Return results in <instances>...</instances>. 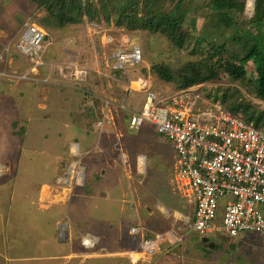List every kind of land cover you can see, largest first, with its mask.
Here are the masks:
<instances>
[{
  "label": "rangeland",
  "instance_id": "rangeland-1",
  "mask_svg": "<svg viewBox=\"0 0 264 264\" xmlns=\"http://www.w3.org/2000/svg\"><path fill=\"white\" fill-rule=\"evenodd\" d=\"M156 1L157 10L163 13L174 9L180 2L178 15L188 11L182 30L188 41L183 47H177L162 30L130 29L127 23L119 26L117 20L120 14L117 13L110 20L99 13L92 20L84 17L80 23L48 31L39 24L40 19L46 16L45 8H39L30 0H8V5L4 6L9 21H16L11 24L12 33L8 34L10 52L6 54L5 67L0 69V247L2 241L16 245L11 246L10 251H3L5 259L7 257L8 260L19 249L23 250V257L16 256L20 264H46L45 261H35L40 251V241L37 242L35 237L42 239L45 234L53 232L54 226L49 219L53 220L60 211H48L53 207L75 204L71 219L65 218L70 225L69 239L66 225L59 227L61 238L70 242L72 250L80 245L81 234L88 236L89 232L98 233L101 230L102 227L98 228L88 219L101 211L95 212L92 208L91 213V208L84 205L90 200L79 196L86 193L85 189H93L88 184L81 187L88 180L85 174L95 181L98 189H103L104 194H111L114 199L121 197L119 213L129 224L125 228L127 232L133 227H141L145 236L152 239L171 229L172 225L177 227L176 223L180 224L181 231L188 230V217L192 211L175 195L171 183L174 179L172 146L165 140L158 141L161 136L156 134L158 142L150 144L155 153L150 155L149 171L145 174V163L136 162V157L139 156L137 153L149 157L147 152L150 151L148 148L146 151L144 142H139L129 133L126 135L125 129H129L127 120L133 110H141L148 90L162 94L179 91L174 82L160 79L153 69L155 65L177 69L189 61L204 58L213 47H225L229 53L243 52L245 41H237L236 29L216 28L219 26L218 17L209 8L210 0ZM251 1L254 4L252 8L249 7ZM255 6L256 0H246L244 11L238 14L244 24H249L254 16ZM194 7H198L196 14L192 11ZM142 15L145 16V12ZM195 15L198 18L196 28L189 23ZM28 18L47 35L46 48H43L40 57L34 59L20 53L17 48L22 25ZM110 37L117 42L106 46L104 43ZM126 39L142 48L143 62L124 71H113L106 67V62L111 52L120 47V41L124 43ZM78 66L88 70L84 81L71 79ZM256 79L257 68L249 63L246 80L236 81L224 73L218 81L200 85L195 91L202 98L218 91L221 94L240 92L244 100L264 110V101L255 97ZM136 82L137 85L134 84ZM101 122L102 125L98 126ZM87 151H91L90 154H85ZM155 155H160V158ZM129 186L137 190L146 188L148 192L152 190L153 202L146 190L148 194L143 193L142 197L141 190L131 193ZM163 198L172 209L167 215L160 209L159 203L156 204ZM112 205L114 207L109 214L116 213L117 203ZM129 207L135 215H128L126 210ZM134 216L135 220L129 222L128 218ZM43 218H47L44 223H37ZM183 232L177 240L169 237L170 240L153 254L138 248L127 256L130 262L149 264L165 249L189 245L185 243ZM189 234L187 241L194 243V249L188 246L182 251L187 247L183 246L177 251L170 250V253L182 251L186 254L188 264H264V238L258 235L248 234L239 238L216 235L202 242L200 233L192 231ZM237 241L249 243L240 247L235 245ZM165 245L170 246L166 248ZM46 248L48 253L54 247L47 245ZM247 257L254 258L246 260ZM2 261L0 259V264H5Z\"/></svg>",
  "mask_w": 264,
  "mask_h": 264
},
{
  "label": "built area",
  "instance_id": "built-area-1",
  "mask_svg": "<svg viewBox=\"0 0 264 264\" xmlns=\"http://www.w3.org/2000/svg\"><path fill=\"white\" fill-rule=\"evenodd\" d=\"M46 36L28 18L21 29L18 51L31 59L40 57ZM123 42L106 62L113 71L143 62L142 48L132 40ZM106 43L112 46L115 38ZM9 52L5 47L4 53ZM87 74L86 67L78 66L71 79L84 81ZM196 87L173 94L148 90L141 110L129 116L128 126L137 130L149 124L172 146L173 191L192 211L188 233H200L203 239L216 235L264 237V129L232 113L221 102L202 98ZM131 233L141 235V249L149 254L159 251L169 237L178 239L174 233H159L151 239L141 227H133Z\"/></svg>",
  "mask_w": 264,
  "mask_h": 264
},
{
  "label": "trees",
  "instance_id": "trees-1",
  "mask_svg": "<svg viewBox=\"0 0 264 264\" xmlns=\"http://www.w3.org/2000/svg\"><path fill=\"white\" fill-rule=\"evenodd\" d=\"M30 1L39 8H45L46 16L40 19L39 24L48 31L80 23L84 17L92 20L99 13H103L110 20L117 13L120 14L117 20L119 26L127 23V28L130 29H150L156 32L162 30L177 47H183L188 41L187 35L182 33L188 11L178 15L181 2L174 9L163 13L157 10L156 0H142L139 3L137 0H97L99 5L95 0ZM208 3L210 10L218 17L219 26L216 28L236 29L237 41H245L243 52L229 53L225 47H213L204 58L189 61L177 69L167 65H155L153 69L160 79L174 82L177 90H181L214 83L224 73L233 80L244 81L247 79V65L252 63L257 68L255 97L264 101V0H256L255 13L249 24H244L238 16L239 12L244 11L246 0H210ZM197 8L192 9L194 14L198 12ZM143 12L145 16L142 15ZM197 21L195 15L189 23L196 28ZM143 71L146 72L144 69ZM208 99L221 102L232 113L241 114L247 122L264 129V110L244 100L240 92L208 93Z\"/></svg>",
  "mask_w": 264,
  "mask_h": 264
},
{
  "label": "crops",
  "instance_id": "crops-1",
  "mask_svg": "<svg viewBox=\"0 0 264 264\" xmlns=\"http://www.w3.org/2000/svg\"><path fill=\"white\" fill-rule=\"evenodd\" d=\"M5 5H8V0H0V56L4 53V49H5V47H7V43L9 42L8 41V34L12 33L11 32L12 30H10V27H12L11 24L13 22L16 23V21H13V19L11 21H9V17H7L8 15H7V13H5L6 10H3ZM22 27H23V25H22ZM3 57H4L3 60H0V69L5 67V62L7 61L6 53H4ZM7 64H8V62H7ZM125 133H127L126 135H128V133H129L130 135L134 136L135 139L137 138V140H140L139 142H141V141L144 142L146 151H147V148H148V151H150V152H147L149 157H147L144 153L143 154L141 153L142 155L140 153H137V156L138 155L139 156H138V158L136 157V160H137L136 162L140 163L143 161V165L145 163L146 170L144 171V173L146 171L148 172L149 171V159L151 158L150 155L153 156L152 153H155L154 151H152L150 149V144L152 142H158V141H161L164 139H162L160 137L158 139V141H156L155 136L157 133L153 129V127L149 124L148 125L146 124L137 130L136 129L133 130L129 127V129H125ZM97 145H99V144H97ZM90 152L91 151H87V152H85V154H90ZM156 154H159V152ZM159 156L160 155H155V157L157 159L160 158ZM103 172H104V170L101 171L102 175H103ZM141 173H143V172H141ZM150 174H152V173L150 172ZM158 175H160V174H158ZM145 177H146V175L144 176V178ZM163 177H164V175H163ZM85 178H88V180H85L84 184H82L81 187L85 186V184H88L89 186H93L92 187L93 189H88V190L85 189L86 193L84 195H79V196H81V199H89L90 200V202L84 203V205H85V207L91 208L90 209L91 213H92V208L94 209L95 212L101 211L100 214L93 215L94 216L93 218L90 216L88 217V219H90V221L93 225L98 226V228L102 227L101 230H98V233L89 232V233H87L88 236H84V234H81L80 241H79L80 245L78 244V247H76L78 250L77 249L72 250L73 246L70 244V242L68 240L66 241V240L61 238L59 227L62 225H66L65 228H67L66 231H67V236L69 239L70 225H69V220L67 221V220H65V218L71 219L70 214L74 210L73 208H74L75 204L74 203H73V205L72 204H65V205H60L58 207H53V208L49 209L48 211H50L52 209L60 210V211H57L56 216L54 218H52L53 220L49 219V221L54 226V230L50 234H45L46 236L42 239H40L39 237L38 238L35 237V239H37V242L40 241V244H39L40 251L37 254V256L35 257L36 258L35 261L40 260L42 263L45 261L46 264H130V263L136 264L134 262H130V259L127 256V254L130 251L134 252L138 248L141 249V235L136 236V235L131 233L130 229L128 230V232L125 230V228H127V226H126L127 221H125V219H123L121 212L119 213L120 205L118 204V202H119V200H121L120 199L121 197H117L116 199H114L113 196H111V194H110V196L108 194L107 195L104 194L105 192H102L103 189H98L99 187L97 186V184H94L95 181H93V179H91V178L89 179V177H87L86 174H85ZM86 181H87V183H86ZM140 184H141V182H140ZM145 186H148V189H151L148 184H146ZM129 188H130V186H129ZM45 189H46V187H44V190ZM130 189H131V193H134L138 190L139 191L141 190L140 192H141L142 197L144 195L143 193H146V194L150 193L149 197H151V195H153L151 193L153 191L150 190L151 192H148V190H146V188H144V190H142V188H138V190H137V189H134L131 187ZM124 193H126V192H124ZM161 196H163V195H161ZM150 201L153 202L152 197H151ZM164 201H165V199L163 198L162 201H159V202L157 201L156 204L159 203L158 206L164 212V214L167 215V213H169V211L171 212L172 209L169 208V206H168L169 202H164ZM113 202L117 203L116 211H115L116 213L115 214H109L111 208L113 209V207H114L112 205ZM126 211H128V215H129V213H132L131 215H135L132 211H130V207ZM124 216H125V214H124ZM180 216H181V214H180ZM132 218H128L129 219L128 221L131 222L132 220H135V216ZM46 219L47 218L39 219V222H37V223H39V224L41 222L44 223L46 221ZM127 225H129V224H127ZM176 225H177V227L172 225L171 229H169L170 228L169 226H165L169 230H167L164 233H166L167 235L170 233H174L176 236L180 235L181 234L180 232H183L180 230L182 228H181L180 224L176 223ZM175 227H176V230L174 229ZM34 230H36V228H34ZM183 233H182L183 234L182 236L186 240L185 243H188L189 245H187V244L183 245L184 247L185 246H187V247L182 248V251L186 250L188 248V246H189V248L193 247L192 249H194V246H193L194 243H192L191 240L187 241L188 236L190 235L188 233V230L183 232ZM100 234H103V235H100ZM90 236L94 238L92 240L93 243L91 246L86 245L84 243V240L86 239V237L88 239V237H90ZM51 238H52V240H51ZM259 238H261V237L259 236ZM262 238H264V237H262ZM201 239H202V242H207V241H205V238L204 239L201 238ZM247 240H249V239H247ZM247 240H245V241H247ZM239 241L244 242L242 239H239ZM239 241L235 242L236 246L244 247L245 245H247L249 243V241H248V242H245V244H242ZM230 243H234V242L230 241ZM13 244H14L13 242H11V243L8 242V243L4 244V242L2 241V244L0 247V259H1V261L3 260L5 264H10L11 261H12V264H14V263L20 264V262H21L20 259H18L16 256L23 257V255H22L23 250L19 251V249H18L17 252L14 251L8 257V260H7V257L5 259L4 255H3L4 250L10 251L11 246H16ZM47 245H52V247H54L56 251L54 250V248H51L50 250H52L54 252L52 253L49 250V252L47 253V250H46ZM169 246L170 245H165L166 248H168ZM183 246H176L172 249H169V248L165 249V247L163 246L165 251H163V252L161 251V253H159L158 256L156 257V259L153 260L154 262L153 261H152L153 263L149 262V264H186V263L188 264V262H187L188 258H185L186 254H184L182 251L181 252L178 251L176 253H170L171 252L170 250L174 249V251H177L178 248L183 247ZM19 247H20V245H19ZM35 247H37V246H35ZM240 247H238V248H240ZM57 249H58V251H57ZM195 251H197V250H195ZM35 252H36V250H35ZM253 258L247 257L246 260H252ZM142 262H145V261H142ZM192 263H190V264H192ZM138 264H148V263H138ZM193 264H195V263H193Z\"/></svg>",
  "mask_w": 264,
  "mask_h": 264
},
{
  "label": "bare ground",
  "instance_id": "bare-ground-1",
  "mask_svg": "<svg viewBox=\"0 0 264 264\" xmlns=\"http://www.w3.org/2000/svg\"><path fill=\"white\" fill-rule=\"evenodd\" d=\"M253 5H254V4H253V1H251V2H250V6H249V7H251V8H252V7H253ZM116 42H117V39H115V43H116ZM122 45H123V44H122ZM134 84H136V85H137V84H138V82H136V83H134ZM141 161H142V160H141ZM140 163H142V164H143V161H142V162H140ZM84 243H85L86 245H89V246H91L93 242H92L91 238L89 239V237H88V239H87V237H86V239L84 240Z\"/></svg>",
  "mask_w": 264,
  "mask_h": 264
},
{
  "label": "water",
  "instance_id": "water-1",
  "mask_svg": "<svg viewBox=\"0 0 264 264\" xmlns=\"http://www.w3.org/2000/svg\"><path fill=\"white\" fill-rule=\"evenodd\" d=\"M209 240V238H205V241H208Z\"/></svg>",
  "mask_w": 264,
  "mask_h": 264
}]
</instances>
